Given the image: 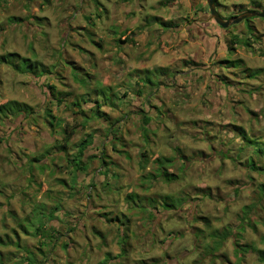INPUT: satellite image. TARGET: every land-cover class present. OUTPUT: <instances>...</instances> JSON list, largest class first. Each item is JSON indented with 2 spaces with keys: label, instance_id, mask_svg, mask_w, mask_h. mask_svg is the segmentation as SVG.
<instances>
[{
  "label": "rangeland",
  "instance_id": "obj_1",
  "mask_svg": "<svg viewBox=\"0 0 264 264\" xmlns=\"http://www.w3.org/2000/svg\"><path fill=\"white\" fill-rule=\"evenodd\" d=\"M88 1L90 0H73L69 5L61 6L60 9L66 12L60 20L69 23L78 22V17L72 12L82 14L83 7L87 5ZM161 1L146 0L145 2L141 1L140 4L147 7L151 3L152 8H155ZM43 2L45 6H49V2L55 4L56 0H43ZM128 2L132 3V6L137 4V0ZM194 3L195 5L199 4L198 10L195 12L201 11L200 16L194 12L191 19L188 20ZM215 3L216 10L224 20L246 9L251 10L254 7L258 8L257 10L264 9V0H215ZM179 5V10H182L187 18H173L163 12L161 19L181 25V32L186 33L184 43L191 40L189 37L193 40L186 50L190 54H199L200 59L204 61L202 62L204 64H201L202 67L203 65L213 66L223 79L238 81L239 74L227 77L225 70L218 69L224 68L225 63L215 64L225 59L226 50L222 45L218 46L217 44L212 51L215 54V61L207 60L206 54L211 46L202 45L203 42L198 37V31L195 29L192 31L191 27H188L192 19L200 24H203V21L200 22L199 18L205 20L204 22L209 25V30L218 33L219 36L216 35L217 43L221 37L220 34L225 33V29L209 21L205 0H188ZM16 10L17 7L6 9L0 13V20H3L6 15L18 14ZM67 10L70 11L67 12ZM101 10L100 7L99 11L93 8L89 14L96 17L97 21H99V16L107 20L108 15ZM149 10L146 9L145 12H149ZM36 15L40 19L33 20L31 26H34L39 36L47 37L49 35L55 60L63 65L66 64L62 59L63 52L65 51L69 55L70 44L73 41L74 43L78 42L74 39H77L78 34L63 28H60V34L57 29L50 30L49 22L52 20L48 22L42 19L46 18L45 15H40V13ZM60 20H53V24L56 25ZM93 21L84 25V40L90 46L83 56L84 65L83 61L81 65L84 70V82L87 91L92 92L94 100L96 98L112 100L114 97L110 88L104 86L94 76L93 54L99 53L101 25L105 26L112 37H118L120 32L114 22L106 23V25L99 21L100 28H94L91 23L95 24L97 21L95 19ZM251 23L264 25V18L250 17L238 24L230 25L228 30L234 33L236 28L242 25L249 36H254L253 29L249 27ZM95 26L99 25L96 23ZM25 34L28 35V32ZM55 34L59 35L54 37ZM4 41L5 44L8 42L5 45L7 48L11 47L14 51L19 50L21 53L23 51L27 53V39H22L20 32L15 31L9 39L6 37ZM152 42L149 39L144 44L148 46ZM111 43L105 48L108 57L110 56L108 52L113 48ZM2 46L3 44H0V53ZM28 46L31 50L32 43H28ZM165 47L166 49L162 53L170 58L174 56L172 54L176 55L178 50L182 49V46L181 48L177 45L173 46L170 41ZM155 49L152 50V54L156 51ZM234 52H237L236 49ZM42 54L45 62L53 61L49 57L51 56L49 52H42ZM237 55V57L240 56L239 53ZM250 57H252V60L249 61L250 64L260 65L264 68V60L256 61L258 57L256 58V55L253 54ZM73 59L79 61L75 57ZM15 62L20 65L30 63L22 59L15 60ZM97 67L112 83L111 68L113 64L101 61ZM72 72L78 76L83 74L75 68H72ZM142 76H140L142 80L140 84L145 86L146 99L156 90L159 76L151 75V73ZM32 81L26 76L13 72L6 65H0V103L7 99H18L29 103L36 112V121L40 124L35 132L31 128L21 129L23 137L17 141L14 139L18 130L12 134L9 132L6 136L8 128L11 126L0 128L4 137L8 138L7 142L12 144L10 146L13 149L42 151L48 145L53 144L54 140L51 135H54L59 147L65 143L62 140L61 129L63 128L68 132L71 131V128L75 130L70 145L82 136L80 133L82 134L83 131L88 133L97 131L102 136L101 139L93 141L95 149L99 147L98 152L94 153V148L88 150L89 155L93 157L87 173L90 180L85 181L86 184H83L82 187L72 189L62 185L64 181L71 178L68 160L74 150L67 144H65L66 149L63 150L67 156L50 162L49 172L39 168L33 172L34 179L40 180V183H36L33 192L30 193L36 205H43L46 209L59 206L55 218L51 222L43 218V225L48 223L50 227L46 230V233L52 237L50 240L32 234L33 230L31 229L34 224L40 223L39 210L34 211L32 216L29 214L26 218L23 217L26 214L20 219L15 220L14 218L15 215L21 217L22 213H25L22 210L25 205L14 200L16 197H20L19 192L14 193L18 188L15 180L22 176L27 179L28 174L15 172V170L11 172L6 165L1 167V172L7 173L12 178L11 181L16 183V189L13 193L11 191L8 194L11 197L9 203L8 200L0 196V239L2 240V243L0 242V264H264L259 253V251H263L264 255V172L246 167L249 158H252L254 163L264 166V158H259L252 153L248 154V151L238 155V149L241 146L240 139L235 133L225 132L223 125L231 122L237 123L236 125L243 124V121L246 122V116L242 109H238L237 112L234 109L231 112H226L223 89H218L216 94L212 95L202 85L203 81H200L202 83L198 86L195 79L194 89H186L192 95L185 101H179L180 106L173 105L180 99V95H177L179 93H174V90L164 91L162 99L182 119L180 125L177 126L167 121L160 128L159 124L152 123L150 127H155L157 136L154 137L155 140L150 139L151 142L148 146L146 144L145 148L143 128L140 123L125 120L120 129L123 137L120 136V140H117L115 144L120 147V151L116 152L112 147L114 142L112 132L105 131L102 125L93 118L88 124H85L82 130L79 125L81 120L72 119V123L64 119L66 115L70 114V111L62 106H53L51 114L56 118H62L65 122H60L59 126H56L55 133L50 131L49 134V129H46L47 127L42 123V114L52 105L45 100L48 96L39 92L38 86L32 84ZM65 82L75 94L79 95L82 92L81 88L76 83H72L69 78ZM40 95L42 96L40 97ZM256 102L259 101H251V103ZM257 105L254 107H257V111L263 114L264 107L260 106L259 109V103ZM89 110L85 108L84 114L86 112L89 116ZM103 110L109 112L107 117L111 121L114 119L113 116H116L113 108H104ZM215 118L219 119L221 124L219 127L214 126L210 133V127L206 123ZM259 125L264 128V122L260 121ZM13 127L15 130L17 129L16 125ZM22 127L27 126L23 125ZM209 140L212 143L208 142ZM14 142L17 143L14 144ZM176 148L179 150L177 151ZM4 151L7 150L2 143L0 157L5 154ZM146 151L148 154L142 157V152L146 153ZM157 155L161 159L172 160V163L158 166L154 162ZM102 161L114 164V167L110 169V173H102L101 177V172L97 170L98 167L105 165L102 164ZM142 164L144 165L143 169ZM64 165H68L67 170L63 168ZM160 166H164V170L172 173L176 178L165 182L156 172ZM148 174L154 175V177L146 178ZM99 179H102L101 184H99ZM21 190L30 192L31 189ZM127 196L133 197L127 200ZM148 199L154 200V203ZM19 201L23 202V199L19 198ZM165 202L172 203L174 208L169 210L163 207ZM4 204H7V208L11 210L9 213L4 210L6 208ZM26 230L31 233L25 234ZM63 244H67L66 247Z\"/></svg>",
  "mask_w": 264,
  "mask_h": 264
},
{
  "label": "crops",
  "instance_id": "obj_2",
  "mask_svg": "<svg viewBox=\"0 0 264 264\" xmlns=\"http://www.w3.org/2000/svg\"><path fill=\"white\" fill-rule=\"evenodd\" d=\"M71 1L73 0H56L55 4H51V2H49V6H45L43 0H0V13H3L6 9H14V7H17L16 11L18 13L14 15H6L3 20H0V44H3L1 47L0 58L7 53H15L17 55V57L12 59L13 62L11 64L0 60V65H6L10 70L17 73L18 75L26 76L30 80L32 79L33 81L31 83L38 86L39 92L41 91L46 97L48 96L45 98V100L48 102V104L50 103L52 105L48 108L50 113L52 112L51 110L53 106H62L63 108H68L70 114L68 116L66 115L64 119L72 122V119L75 121L77 119L81 120V116L71 114V112H73L72 110L76 111L78 108L81 110L88 108L90 109V115L88 116L86 112L84 115L86 117H92L94 109L98 103V105H100L101 111L104 112V116L96 119V121L102 125L105 131H108L109 127L113 130L112 138L114 142L112 144L115 146L113 149L116 152L120 151V147L115 144L117 143V140H120V136L123 137L122 133H120V129L122 128V124L125 120L130 122L132 121L133 123L136 121L140 123L143 128L144 147L146 148V144L148 146L151 142L150 139L152 140V138L154 139V137L156 138L157 136L155 127H150L152 123L159 124L161 128L167 121L172 122L177 126H179V123L182 122V119H180L177 114L169 108L170 106H168V104L163 101L162 93L164 91L171 90H174V93L176 94L179 93L177 95H180V99L173 103V105L180 106L179 101H185L192 95L191 92L186 89H194V81L196 79L197 85L200 86L202 83L200 81H203L202 85L206 88V91L210 94L212 93V95L216 94L218 89H223L225 107H227L226 112H231L233 109L236 112L238 109H242L244 111L246 116V122L243 121L244 125H236L237 123L232 122L223 125L226 130L225 132L235 133L236 136L239 137L241 146L240 150L238 149V155L244 153V151H248V154H251L256 146H260L261 148L263 147L264 128H262L259 124L260 121L264 122V112L263 114L259 113V111L256 109L257 107L254 106H258L257 104L259 103V109L260 106L264 107V68H262L260 65L253 66V64H250L249 61L252 60V57H250L252 54L254 56L256 55V58L258 57L256 61L264 60V25H255L254 23L249 25V27L253 29L254 36H249L245 27L242 25L237 27L234 33L229 31L227 27L224 30L225 33L220 34L221 37L217 43L216 37L219 36L218 33H213L210 31L208 28L209 25L204 22L205 20H201V18H199V21H203V24L198 23L194 19H192L189 23L190 25L188 27H191L192 31L194 29L195 31H198V37L200 41L203 42L202 45L207 47H209V45L211 46L209 47L210 49H208L206 54L207 60L210 59L212 62L215 61V54H213L212 51L215 49L217 44L218 46L221 44L224 50H226L225 59L222 62H217L215 64L225 63L224 68L221 67L218 69L220 71L225 70V72H227L225 76L227 77L234 74L240 75V79L238 80L239 82L237 80L231 81V79L227 81L226 79H223L221 76H219L218 70L213 66L207 67V65H203L202 67L201 64H204L202 63L204 61L200 59L199 54H190V52L186 50V47L189 48L193 40L191 37H189L191 40H188L186 44L184 43L186 40V33L181 32V25L171 22L167 19H161L163 12L172 16L173 18H187V16L184 15L185 13L182 10H179L178 7L183 1L188 0H162L161 2L157 3L155 8H152L151 3L149 2L148 3L150 6H147L145 3L147 7H143L140 2H145L146 0H137L136 6H132V3L128 2L129 0H90L88 1L87 5L83 7L81 12L82 14L74 13V11L72 12L78 17V22L72 21L69 23L67 21L60 20L63 18V16H65L64 12H66L65 10L60 9V7L66 6L67 4L69 5ZM99 7L102 9L101 11H104L108 15L107 20H104L102 16H99V21H102L105 24L114 22L118 26L120 32L118 37H112L108 33V30L105 29V26L101 25L99 53L97 52L93 54L95 71L94 76L97 77L104 86L110 88L112 91V96L114 97L112 100H101L99 98H96L95 100L93 99L92 92L89 90L87 91L86 89V84L84 82V70L81 68L82 61L84 65V53H86L88 50L87 48H90L88 43L84 40V25H87L88 22L93 21V19L97 21L96 17H93L92 14H89V12L93 10V8H96L99 11ZM198 8L199 4H192V11L189 12L188 20L191 19V15L196 10H198ZM146 9H150L149 12H145ZM257 9L258 8H255L253 10ZM68 11L70 10H67V12ZM101 11L100 13H102ZM239 12L233 14V16L237 15ZM37 13H40V15H45L46 18L42 19H45L48 22L49 20H52L49 22L50 30L57 29L59 30L60 34V28H63L67 29L71 33L78 34L77 39L74 38L75 41L78 40V42L74 43L73 41L70 44L69 55L65 51L63 52L62 59L65 60L66 64L63 65L55 60V54L51 49L49 35L47 37L39 36V34L36 33L37 30L34 28V26H31V22L33 20L40 19V17L36 15ZM195 13H198L197 15L200 16L201 11ZM57 19L60 21L54 25L53 20L57 21ZM99 21L96 22L99 26H95L96 23H91V26L94 28H100ZM15 31L21 33L22 39H27L26 50L28 54L25 53V51L21 53L19 50L14 51L11 47L7 48L5 46L8 44V42L5 44L4 40L6 37L9 39L10 35H12ZM25 32H28V35H26ZM33 33H35L34 36ZM59 34H55L53 36L56 37ZM165 34L166 36H164ZM179 38L181 39L179 40ZM149 39L153 42L152 44L146 46L144 43ZM169 41L173 46L177 45L180 46V48L182 46V49L178 50V54H172L176 57L173 56L170 58L166 55L164 56L162 53L163 50L166 49L165 45L167 43L169 44ZM30 42L32 43L31 50L28 48V43ZM110 42H112L111 44L113 48L110 52H108L110 54L108 57L105 48ZM233 48L236 49V53L234 52L235 49ZM153 49L156 51H154L152 54ZM41 50L42 52L50 53L51 56L49 57L53 59L51 63L44 61L45 58ZM238 53L240 54L239 57H237ZM211 55L212 57L210 58ZM73 57L77 58L79 61L73 59ZM20 59L30 62L29 64L24 65L27 68H24L23 70L21 69L22 71L18 70L17 68L16 70L13 67L14 64H16L18 67L21 66L19 63L15 62V60ZM101 61L113 64V67L111 68V73L113 75L112 83H110L103 73L98 70L97 66ZM257 64L260 63L257 62ZM72 68L81 71L83 74L81 76L74 74L72 72ZM148 72H150L151 75L155 74L159 76V80L157 81L156 90L150 97L145 99V86L144 84H140L142 81L140 76L150 74ZM67 78H69L72 83H76L78 87L81 88L82 92L79 93V95L75 94L70 86L65 82ZM50 86L54 87L53 95L50 93ZM41 96L42 95H40V97ZM254 100L259 102L251 103V101ZM9 101H17L18 103L27 105L31 109V114L28 118L20 117L14 121V123L12 120H7L6 126H4V128L11 126L8 128L6 136L9 134V132L12 134L18 130L16 138L14 139L17 141L23 137L22 131H20L21 129L31 128L32 131L35 132L40 124L36 121V112L29 103L18 99H7L3 103H0V105H3ZM77 102L79 103V106L73 105V103ZM104 108L115 109L116 116H113L114 119L112 121L109 120V117H107L109 112L104 111ZM145 117L148 118V121L144 125ZM43 118L44 113L42 114V120ZM58 118L60 122H65L62 120V118ZM245 123L246 125L248 124V127H246ZM206 124L209 125V132L211 133V129H213L214 126L219 127L221 123L219 122V119L215 118L213 120L210 119ZM251 124L254 126H249ZM13 125H16V130L14 129ZM23 125L27 127H22ZM71 126L73 125L71 124ZM46 129H48V127ZM55 131L56 127L51 132L55 133ZM87 134H92L94 141L101 139L102 136L97 131L94 133H92V131L89 133L84 131L82 134L80 133V135L84 136V138L87 136ZM73 136L74 135L72 134L69 139L72 140ZM82 136L78 137V139H80ZM243 136H246L252 142L247 143L243 140ZM51 137L54 140L53 145L55 144L54 147H56L57 142H55L56 140L54 135H51ZM254 141L256 144L253 143ZM208 142L212 143L210 140ZM15 143L17 142H14V144ZM10 145H12L10 142H7V146L3 144L7 151H4L5 154L1 155L0 157V196H2L3 199L8 200L9 203L11 197L8 194L11 191L13 193L14 189H16L15 186L17 183L18 188L14 191V193L16 191L19 192V198L20 200L23 199V202H20L18 197H16L14 200L17 203H23L25 205V207L22 208L25 213L23 212L21 217H17L15 215V220L22 218L24 214H26V216H23L24 218L29 216V214L32 216L34 211L39 210L40 217H42V213H44L46 215L45 219L48 220V222H51V220L55 218L57 206H53L51 209H46L43 205H36V202L30 193L33 192V188L35 187L36 183H40V180L34 179L33 172H35L37 168L43 171L47 170L49 172L51 169L50 162L55 161L59 158V155L64 153L60 152L57 148H54L51 155L49 153L46 158L44 157L39 162H35L32 160L35 153L39 154L44 149L42 151L38 149H30L28 151L19 149L15 150ZM49 146L52 145H48L47 147ZM98 148L93 150V152L97 153ZM72 149L74 150L72 152H76V148L72 147ZM176 150L178 151L179 149L176 148ZM87 152L85 156L90 157L91 155H89V152ZM145 154H148L147 151ZM262 154H264V152H262ZM90 159H93V157ZM3 165L8 166L11 172L15 170V172L27 173V179L22 176V178L15 180L16 183L12 182V178H10L7 173L1 172V167ZM67 167L68 165H64L63 168L67 170ZM113 167L114 164L108 163L104 166L98 167L97 171L101 172L102 177V173H110V169ZM89 168L90 162L84 172L77 173L76 183H71L70 178V180L64 181L62 185L66 188L68 187L73 189L82 187L83 184H86L85 181L88 182L90 180V176L87 174ZM85 174H87L86 177H84ZM101 180L102 179H99V184H101ZM25 188L31 189L29 190L30 192L21 190ZM4 206H6L4 209L6 210V213H9L10 209L7 208L8 205L4 204ZM41 208H43L44 212H42L43 210L41 211ZM49 215H52L53 218H50ZM46 224L48 225V223ZM38 225L39 224H34L33 229H31L33 230V235H36L35 228ZM23 229H25V227H23ZM24 233L28 234L31 233V231L26 230Z\"/></svg>",
  "mask_w": 264,
  "mask_h": 264
},
{
  "label": "trees",
  "instance_id": "obj_3",
  "mask_svg": "<svg viewBox=\"0 0 264 264\" xmlns=\"http://www.w3.org/2000/svg\"><path fill=\"white\" fill-rule=\"evenodd\" d=\"M255 8L256 7H254V9ZM247 10H250V9H246V11ZM251 10H253V9H251ZM242 12H244V11H242ZM238 14H240V12ZM14 57H17V55L15 53H7L6 55L2 56L0 58V60L5 62V63L11 64L13 62L12 59H14ZM13 67L15 69L17 68L20 71H22L24 68H27L24 65H21L20 67H18L16 64H14ZM49 88L51 89V92H50L51 95H53L54 87L50 86ZM73 105L79 106V103L78 102L77 103H73ZM72 111H73V112H71L72 115L81 116V122H80L79 125L81 126L82 130L84 129L85 124H88L89 120H91V118L99 119V118L104 116V112L101 111L100 105H98V103H97V105H96V107L94 109L92 117H86L84 115V110H81L80 108H78L76 111H74V110H72ZM30 114H31V109L27 105L22 104V103H18L17 101H9V102H7V103H5L3 105H0V127L3 128L4 126H6L7 120H12V122L14 123V121H16L20 117L21 118L22 117L23 118H28ZM147 121H148V118L145 117L144 125L147 123ZM42 123H43V125L48 127V129L50 131H53V129L56 126H59L60 120H59V118H56L55 116H53L50 113V110L47 108L44 111V118L42 120ZM108 131L113 133V130L110 129V127H109ZM61 132H62V140H64L65 143H62V145H60L59 147H58V143L56 144V147H54L55 144L54 145L52 144V146H49V147H45L44 150L42 152H40L39 154L35 153V155L33 156L32 160L35 161V162H39L44 157L46 158L49 153L51 155L52 154V150L54 148H57L60 152L64 153L63 150H65L66 147H67L65 144L69 145L71 148L72 147L76 148V152L71 154V158L68 160L69 166L71 168L70 169V172H71V183L74 184V183L77 182V173L84 172L86 170V167L89 165V162L91 161V159H90L91 156L90 157H86L85 154H86V152L88 150L93 149V148L95 149V147H94L95 145H94V142H93L94 138L92 137V134H87V136H85V138H84V136H82L78 141H76L75 143H72V145H70L69 143L71 142V140L69 139L68 136L74 134L75 130H73L71 128V131L68 132L65 128H63V129H61ZM243 138H244L243 140L246 141L247 143L252 142L246 136H243ZM7 141H8V138L4 137V135H3V133H2V131L0 129V144L3 143L5 146H7ZM55 142H58V141L56 140ZM253 143L256 144L255 141ZM112 147H115V146H112ZM262 152H264V144H263L262 148L260 146H256V148L252 151V154H254L255 156H257L259 158H261V157L264 158V154H262ZM65 156H67V155L62 154V155H59V158H63ZM141 156L145 157V153L143 152L141 154ZM154 162L159 166V165H164V163H172V160L166 159V158L161 159L160 157H157L154 160ZM102 164L106 165L107 163H106V161L105 162L102 161ZM142 165H141V167L143 169L144 165L143 166ZM164 166H160L159 168L156 169L157 175L159 177H161L165 182L166 181L169 182V181L173 180L174 178H176L172 173H168L166 170H164V168H165ZM246 167H248L249 169L254 170V171L264 172V166H261V165H258L256 163H254V160L252 158L248 159V161L246 163ZM153 177H154V175H151V174H148L146 176V178H150V179H152ZM263 192H264V190H263ZM132 197L133 196H127V200H130ZM148 200L151 203H154V200H152V199H148ZM163 207L168 208L170 210V209L174 208V205L172 203H166L165 202L163 204ZM179 207H180V205L178 206V208ZM58 208H59V206L56 207V210ZM42 210H43V208H41V211ZM42 212H44V210ZM42 214H43V216L40 217L41 218L40 223L35 228V234L40 236V237H45L48 240H50L52 238L51 235L46 233V230L48 228H50V227L47 224L43 226L42 218H46V215L44 213H42ZM49 217L53 218L52 215H49ZM0 242L2 243L1 239H0ZM3 244H5V243L3 242ZM41 244H43V243H41ZM66 245L67 244H63V246H65V247H66ZM237 246L238 245L236 244V247ZM259 253H260L261 260L264 261L263 251H259Z\"/></svg>",
  "mask_w": 264,
  "mask_h": 264
},
{
  "label": "water",
  "instance_id": "obj_4",
  "mask_svg": "<svg viewBox=\"0 0 264 264\" xmlns=\"http://www.w3.org/2000/svg\"><path fill=\"white\" fill-rule=\"evenodd\" d=\"M205 3L208 8V14L210 18L213 20V22L218 25L222 29H226L230 25L237 24L241 22L244 19L250 18V17H259L264 18V9L262 10H247L244 12H241L240 14L236 16H231L227 19H223L218 11L216 10V3L215 0H205Z\"/></svg>",
  "mask_w": 264,
  "mask_h": 264
},
{
  "label": "flooded vegetation",
  "instance_id": "obj_5",
  "mask_svg": "<svg viewBox=\"0 0 264 264\" xmlns=\"http://www.w3.org/2000/svg\"><path fill=\"white\" fill-rule=\"evenodd\" d=\"M209 17H210V16H209ZM209 21L213 22V20H212L211 18H209ZM200 22H202V21L200 20Z\"/></svg>",
  "mask_w": 264,
  "mask_h": 264
}]
</instances>
